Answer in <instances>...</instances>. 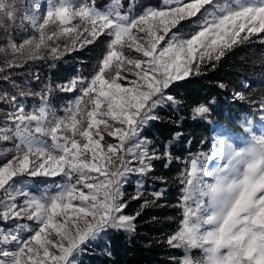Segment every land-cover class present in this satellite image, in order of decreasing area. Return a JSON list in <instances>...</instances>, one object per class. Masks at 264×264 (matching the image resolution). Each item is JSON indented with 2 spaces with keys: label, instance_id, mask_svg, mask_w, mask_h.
I'll list each match as a JSON object with an SVG mask.
<instances>
[{
  "label": "snow or ice",
  "instance_id": "1",
  "mask_svg": "<svg viewBox=\"0 0 264 264\" xmlns=\"http://www.w3.org/2000/svg\"><path fill=\"white\" fill-rule=\"evenodd\" d=\"M39 2L31 0V15L22 17L34 35L10 43L13 54L37 59L47 50L56 60L97 43L104 51L90 78L57 85L79 93L62 118L47 105L46 94L31 111L17 95L0 94V105L9 106L0 142H14L5 150L10 158L0 161V264H78L108 230L134 232L140 212L125 214L123 187L129 176L147 175L161 158L141 132L158 119V107L177 103L166 90L199 75L201 65L214 67L236 44L253 38L264 43V0H163L139 13L131 3L123 10L121 0L105 10L95 0H47L42 15ZM20 6L23 0H0V14L15 23ZM193 18L195 30L186 38L173 31ZM4 79L11 82L8 75ZM233 99L246 97L237 90ZM254 106L264 122V99ZM192 113L205 117L210 107L198 103ZM253 127L247 117L240 123L244 133ZM164 156L171 161L170 153ZM57 176L62 183L55 192L37 196L23 187L31 178ZM180 184L182 218L166 243L185 254L174 257V264H264V134L249 135L242 146L218 139L209 153L190 158ZM141 195L138 190L132 199ZM153 195L159 199L163 192Z\"/></svg>",
  "mask_w": 264,
  "mask_h": 264
},
{
  "label": "trees",
  "instance_id": "2",
  "mask_svg": "<svg viewBox=\"0 0 264 264\" xmlns=\"http://www.w3.org/2000/svg\"><path fill=\"white\" fill-rule=\"evenodd\" d=\"M110 1L95 0V4L102 9ZM133 1H136L135 13L163 3V0H123V10H127ZM194 30L195 18L181 22L176 29L187 36ZM7 46L8 20L0 19V49L4 51H0V69H4L0 72V92L17 90L38 95L39 92L46 93L45 86L50 85L51 91L48 92L53 110L67 105L75 95L74 92L60 91L57 85L66 84L78 76L90 78L104 51L103 43H97L60 59L43 58L9 69L5 56L8 54ZM214 65H201L199 75L170 86L166 91L177 103L158 107L155 111L158 119L150 121L141 134L150 142L149 150H155L161 158L152 161V170L147 175H136L124 186L123 198L128 201L125 214L140 212L134 222L135 231L109 230L90 244L80 258V264H174V257L185 254L183 249L170 248L166 243L182 218V210L177 206L181 197V174L191 157L211 149L216 127L241 136L244 134L240 128L241 121L258 112L254 105L264 99V43L253 38L236 44ZM34 72L38 73L35 80L29 78V74ZM5 75L10 76L11 82L4 79ZM220 84L225 87H219ZM245 84L247 86L242 87ZM237 90L246 97L244 101L233 99ZM37 95L25 97L38 101ZM213 99L215 104H209ZM198 103L207 104L210 113L193 118L192 108ZM0 108L5 114L8 105H0ZM4 114L0 115V126ZM165 153H170V162ZM138 190L142 195L140 199L133 200ZM160 191L163 196L156 199L153 193ZM145 201L149 202L148 206L141 209Z\"/></svg>",
  "mask_w": 264,
  "mask_h": 264
},
{
  "label": "rangeland",
  "instance_id": "3",
  "mask_svg": "<svg viewBox=\"0 0 264 264\" xmlns=\"http://www.w3.org/2000/svg\"><path fill=\"white\" fill-rule=\"evenodd\" d=\"M6 2H11V0H6ZM74 2L75 3H80L81 0H74ZM121 2L123 3V0H121ZM135 2L136 1H133L132 4L134 5ZM113 3H114V0L110 1L106 5L105 8H102V9L99 8V9L100 10H105L106 8L111 6ZM17 4H20V0H17ZM30 4H31V0H23V6H20L19 9H18L17 19H16L15 23H12L11 21H9L5 15L0 14V19L2 21L5 22L6 19L8 20V46H7L8 54H5V56L7 57L8 61H14L15 63H19L21 65H24L26 62H30V61H36V60H40V59H43V58H51L50 55L48 54L47 50H44L42 52L43 58L27 59V54L26 53H15V54H13L11 49H10V47H9L10 43H16L18 45L19 43H22L24 39H27V38H29V37L34 35V30L32 29L31 25L27 21H22V17L25 14L31 15V9L28 7V5H30ZM46 5H47V0H40L39 4L37 5V13L42 15L45 12V10H46ZM133 12H134V8H133ZM73 23H76V21H74ZM54 28H55L54 25H50L49 26V29H54ZM173 31H176V29H174ZM178 34L180 36L184 37V38L187 37V35H185V34H183L181 32H178ZM49 43H51V42H49ZM60 43L62 45V41H60ZM2 52H4V51H2ZM133 55H138V54H133ZM37 74L38 73H36V72L31 73V74H29V78L35 80V79L38 78ZM6 92L9 93L10 95H13V94L17 95V99H18L19 103H21V104H23L25 106V110L26 111H31L33 109V107H38L41 104V102H42L41 101V94H46L47 105L52 109V105L50 104V98H49V92L48 91H46V93L45 92H39L38 95H37L38 101H36L34 99H26L25 96H19L18 93L20 91H17V90H11V92H8V91H6ZM2 93H4V92H0V94H2ZM78 94L79 93H75V95L72 97V99L67 102V105L61 106L59 108V110H53L52 109V111L55 113V116L57 118H62V117H64L66 115V110L70 106L73 105V102H74V100H75V98H76V96ZM8 110H9V106H8ZM1 114H4V113H3V110H1V108H0V115ZM259 114L260 113L258 111V112H255L254 114H252L251 116L247 117L249 120H252L253 126H254L253 127V131L250 134L249 133H244L241 136L240 135H234V134L226 131L225 129H223L221 127H216V133H215V136H214V143L220 138H226V139L230 140L233 144H235L237 146H242L243 142L248 138L249 135L264 134V122H261L259 120ZM4 116H6V113L4 114ZM149 124H150V121L143 128V130ZM143 130H142V132H143ZM142 132H141V134H142ZM45 139H47L50 142V138L45 137ZM105 139L108 142H110V143H115L116 142L114 140V138H112V137L105 136ZM13 146H14V142H0V161L3 158H10L11 154L10 153L6 154L5 150L6 149H12ZM206 153H209V151L206 152ZM213 163H214V161H210L209 162V166H211ZM134 176H136V175L134 174V175L129 176L128 181L129 180H133ZM60 183H62V180H61V178L59 176H57V177H35V178H31L26 185H23V187L25 188V190L29 191L30 193L39 196L46 189L48 191H50V192H55L57 190L56 189V185L60 184ZM123 191H124V187H123ZM23 222H25V221H22V223ZM27 223L31 224L32 222H27ZM6 227H11V225H7ZM103 235H105V234H102L101 237ZM100 238H98V239H100ZM94 242H92V243H94ZM193 252H195V253H193ZM192 253L195 254L193 256H199L200 255L199 250H193ZM82 255L79 257L78 264H80V258L82 257Z\"/></svg>",
  "mask_w": 264,
  "mask_h": 264
}]
</instances>
